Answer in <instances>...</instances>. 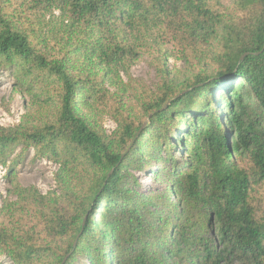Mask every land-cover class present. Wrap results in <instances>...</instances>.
<instances>
[{
	"label": "trees",
	"instance_id": "1",
	"mask_svg": "<svg viewBox=\"0 0 264 264\" xmlns=\"http://www.w3.org/2000/svg\"><path fill=\"white\" fill-rule=\"evenodd\" d=\"M155 31L200 70L163 69L129 107L106 84ZM0 71L37 91L33 113L0 126V165L34 149L60 166V194L16 185L0 217L14 264H264L251 203L264 185V0H0Z\"/></svg>",
	"mask_w": 264,
	"mask_h": 264
},
{
	"label": "rangeland",
	"instance_id": "2",
	"mask_svg": "<svg viewBox=\"0 0 264 264\" xmlns=\"http://www.w3.org/2000/svg\"><path fill=\"white\" fill-rule=\"evenodd\" d=\"M222 1L225 5H230L234 0ZM50 19H52L51 15L48 16V20ZM149 43L154 45V49H143L137 60L126 69L118 71V80L115 81H119L118 85L112 87L106 84L107 90L122 95L124 97L123 102L128 104L129 107L133 106L135 108L136 102L143 94L157 90L164 78L163 69L172 78L179 80L191 77L200 70L174 56L172 57L173 45L163 33L155 31L153 37L149 39ZM159 45H162V47H159ZM158 48H161V54L156 51ZM163 49L168 52L167 55L164 54ZM207 55L205 61L207 64L206 72L209 71L213 74L217 71V65H215V59L211 54ZM192 60L196 66L198 61ZM120 87L125 88V92H119ZM36 94L37 91L33 89L18 86L12 73L0 71V126L14 127L20 124L30 113H33L37 109L34 104ZM113 98L115 99V97ZM98 120L109 135L117 130V124L111 115L102 113ZM175 154L178 160L185 162L182 147L178 141H175ZM59 170V164L48 158H39L34 149L28 151L17 150L6 166L0 165V217L5 216L6 206L16 201L14 195L16 185L23 188H33L43 196L54 192L60 194L61 191L57 181ZM147 175L148 173L140 175L146 186L153 182V177L147 178L145 177ZM173 200H176V198L173 197ZM251 203L258 217L263 216L264 185H254ZM0 264H14V262L0 250ZM74 264H88V262L79 258Z\"/></svg>",
	"mask_w": 264,
	"mask_h": 264
},
{
	"label": "water",
	"instance_id": "3",
	"mask_svg": "<svg viewBox=\"0 0 264 264\" xmlns=\"http://www.w3.org/2000/svg\"><path fill=\"white\" fill-rule=\"evenodd\" d=\"M82 235V234H81ZM81 235H79L78 236V238H77V240H76V242H75V246H76V244L79 242V239L81 238ZM68 259V257L66 258V260ZM66 260L63 262V264H65L66 263Z\"/></svg>",
	"mask_w": 264,
	"mask_h": 264
}]
</instances>
